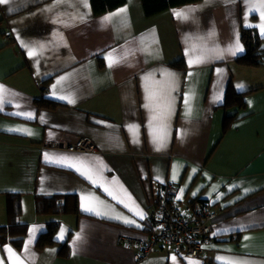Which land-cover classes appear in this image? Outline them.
Masks as SVG:
<instances>
[{
	"label": "crops",
	"instance_id": "1",
	"mask_svg": "<svg viewBox=\"0 0 264 264\" xmlns=\"http://www.w3.org/2000/svg\"><path fill=\"white\" fill-rule=\"evenodd\" d=\"M90 1L0 4V226L9 193L20 195L27 224L20 247L0 243V260L12 264L11 249L23 264H264V63L236 62L241 27L264 37L261 0H200L152 16L140 0L98 14ZM179 59L184 68L171 65ZM229 86L258 89L244 108L224 107ZM228 114L237 119L223 133ZM82 136L95 151L56 143ZM165 183L181 208L195 198L209 205L212 237L195 257L159 244L138 262L137 247L118 237L148 235ZM38 195L76 196L77 211L37 214ZM49 221L58 222L55 243L37 249Z\"/></svg>",
	"mask_w": 264,
	"mask_h": 264
},
{
	"label": "trees",
	"instance_id": "2",
	"mask_svg": "<svg viewBox=\"0 0 264 264\" xmlns=\"http://www.w3.org/2000/svg\"><path fill=\"white\" fill-rule=\"evenodd\" d=\"M200 0H140L144 14L152 16L160 13L171 7L183 6L187 4L196 3ZM125 0H91V7L95 14L103 13L112 10L122 5ZM240 38L245 47L243 54L236 57V62L242 66L258 67L264 63V45L262 44L264 37H262L255 28L241 27ZM177 68H184L185 63L183 59H179L171 63ZM258 88L247 91H235L229 86L224 107L235 106L244 108L248 94L255 92ZM38 107L55 108L62 104L50 99H39L36 101ZM237 119V115H225L223 119L222 132L225 133L232 121ZM72 200L74 202L72 203ZM195 203H205L203 199L195 198L189 202V205ZM207 204V203H205ZM35 211L37 214H61L70 211H77L76 196L73 195H51V196H36L35 197ZM7 212L8 222L6 225L0 226V243L7 241L12 242L16 247H20L26 233L27 224L18 221L20 213V195L7 194ZM58 228L57 221H49L46 225L45 231L41 233L36 241V248L42 249L45 246L55 243L54 236ZM150 232V230H148ZM180 250V249H178ZM67 253V245L64 244L61 248V254Z\"/></svg>",
	"mask_w": 264,
	"mask_h": 264
},
{
	"label": "built area",
	"instance_id": "3",
	"mask_svg": "<svg viewBox=\"0 0 264 264\" xmlns=\"http://www.w3.org/2000/svg\"><path fill=\"white\" fill-rule=\"evenodd\" d=\"M56 143L67 150H96L87 136H82L73 143ZM154 207V212L149 214L152 228L145 238L118 237L125 245L137 247L135 257L138 262L146 259L159 244L181 249L187 258L195 257L201 244L212 237V212L209 205L195 203L186 209L181 208L172 184L165 183L159 188Z\"/></svg>",
	"mask_w": 264,
	"mask_h": 264
},
{
	"label": "snow or ice",
	"instance_id": "4",
	"mask_svg": "<svg viewBox=\"0 0 264 264\" xmlns=\"http://www.w3.org/2000/svg\"><path fill=\"white\" fill-rule=\"evenodd\" d=\"M9 0H0V4H5V3H8ZM259 12H260V23L257 25V27H259L260 31H261V34H264V0H261V2L259 3V5L257 6ZM121 12L122 11H125L124 9H121L120 10ZM177 17H180L183 15L182 12H176L174 13ZM115 15V14H113ZM105 19H108V17H106ZM239 47V45H237V48ZM35 53L34 52H30V55H34ZM0 90H2V86H0ZM25 115H28V116H31L30 113H27ZM31 134V133H29ZM45 158L46 159H50V157L47 156V154H45ZM58 162H63V161H58ZM72 167H76L75 165H71ZM77 171H81L80 168H77L76 169ZM82 175H85L89 180H92L93 183H96L95 180H93L92 178V175L90 174L89 171H83L81 172ZM175 178V177H174ZM104 191L108 192L109 195H113V193L111 191H109L108 188H105ZM84 200H87L88 198L87 197H84L82 198ZM113 199H116V197L113 195ZM120 203H124L123 200H120L119 201ZM125 207H128L127 204H125ZM82 208L85 210V211H94V209L92 207H89V205L87 203H83L82 204ZM132 211H135V214L137 216H140L141 218H143V212L139 211V210H136V209H130ZM97 215H100L101 213L97 212L96 213ZM125 223H128V224H134L135 221L133 220H130V219H125L124 220ZM36 231V228L34 227L33 229H31V232L34 234ZM63 235H64V229H61V232L60 234L58 235V239H63ZM77 239H79V236H77ZM29 243H31V241H29ZM8 253H9V256L10 258H13L12 260V264H23V261L20 259V257L18 256H15V254L12 252L11 249H7ZM219 259H225V258H219ZM172 260L175 262L176 260V257L173 256L172 257ZM0 264H3V261L0 260ZM190 264H195V262H190ZM225 264H248L247 261H237V260H226Z\"/></svg>",
	"mask_w": 264,
	"mask_h": 264
},
{
	"label": "rangeland",
	"instance_id": "5",
	"mask_svg": "<svg viewBox=\"0 0 264 264\" xmlns=\"http://www.w3.org/2000/svg\"><path fill=\"white\" fill-rule=\"evenodd\" d=\"M255 98H257V97H255ZM248 109V108H247ZM232 111H228V113H231ZM168 247H170V246H168ZM171 248H173V246H171Z\"/></svg>",
	"mask_w": 264,
	"mask_h": 264
}]
</instances>
